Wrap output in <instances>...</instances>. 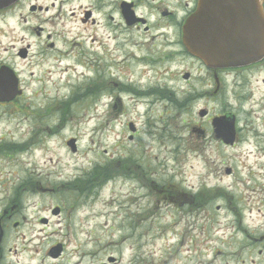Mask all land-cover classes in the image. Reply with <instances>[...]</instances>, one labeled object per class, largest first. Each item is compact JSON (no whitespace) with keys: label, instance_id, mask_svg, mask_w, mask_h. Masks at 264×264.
Segmentation results:
<instances>
[{"label":"rangeland","instance_id":"obj_1","mask_svg":"<svg viewBox=\"0 0 264 264\" xmlns=\"http://www.w3.org/2000/svg\"><path fill=\"white\" fill-rule=\"evenodd\" d=\"M38 1L49 6L41 24L48 44L14 18L0 23L1 57L11 60L20 38L34 54L31 64L15 58L34 125L1 119V127L15 131L0 128V135L23 144L11 148L9 163L1 150L0 199L15 192L29 208L30 264H264L258 240L264 235V67L236 81L230 75L217 98H199L197 83L180 76L198 65L181 56L178 63L156 61L158 30L124 28L118 4L93 14L91 24L81 21L88 0ZM147 10L138 13L148 16ZM150 67L155 76L158 67L174 69L177 78L155 84ZM140 87L150 103L137 95ZM224 105L241 128L232 146L216 140L210 119L198 115L200 108L213 114ZM38 181L46 195L35 188ZM161 187L192 203L157 201ZM55 205L64 208L59 216L51 213ZM42 217L47 226L39 224ZM57 243L61 256L49 258L47 249Z\"/></svg>","mask_w":264,"mask_h":264},{"label":"flooded vegetation","instance_id":"obj_2","mask_svg":"<svg viewBox=\"0 0 264 264\" xmlns=\"http://www.w3.org/2000/svg\"><path fill=\"white\" fill-rule=\"evenodd\" d=\"M64 1L68 0H61L60 3H63ZM197 1L198 0H88L91 6L89 10H84L81 21L84 23L90 22L91 24H94L96 19L93 17V14L101 11L103 12V9L107 6L118 4L120 15L119 19L121 20L120 25L124 28H141L144 33H151L153 30H158V34L161 35L160 43L158 48L152 49L155 54H158V52L160 53V55L156 57V61L162 63V65L166 62L173 63L176 61V63H178V56H181L183 58L182 62L185 64L191 66L194 64L198 65L195 72L192 69L183 70L180 76L187 84L192 82L197 83L200 91V94L198 95L199 98L208 97L209 99H212L217 98V96L219 97L220 94H222L227 77L230 78V75H232L235 81L238 80L237 77L245 78V73L253 70H260L264 67V58L259 62L238 68L214 69L207 67L200 59L189 54L183 46L182 27L189 15L195 11ZM122 7L127 8V10L132 13L134 19H137L136 22L131 25L126 22L122 13ZM140 7H150L152 11H146L148 16L139 14L138 9ZM48 10L49 6L38 0H0V23L7 22V19L14 18L22 26V31H28L30 34L34 32L37 38L41 39L44 37L45 42L48 44L50 34L44 33V28L41 26V24L46 20L44 15L48 12ZM153 12L156 13V16L151 17L150 14ZM178 12L181 14L178 15ZM110 18L111 20L113 19L112 16H110ZM34 21L37 23L36 25H33ZM151 35L154 37L153 34ZM41 43L42 41L38 43L39 47L37 54H41L42 52L43 47H41ZM176 45L178 46L177 48L175 47ZM50 46L53 47V44H50ZM13 48L14 52L12 53L11 60L1 57L2 52L0 50V76L1 69L9 67L13 70L16 78V87L12 90L15 91L16 94L7 99H0V128L15 131V127L13 125L1 127V119L7 121V124L12 123L11 119L17 120L14 123L15 126H22L24 123L29 125L28 127L34 125V123H32L33 120L30 106V96L28 95L29 92L26 91L27 88L23 85V81L20 78L19 70L16 67L21 66L17 65L19 63L16 62L15 58L24 60L31 64V59L34 54L32 53L33 50L31 44L28 42L25 43L22 38H20V45L15 44ZM3 49H5V47ZM138 60L147 61L148 58L141 57L138 58ZM148 70H151V73L153 74L149 81H154L155 84L162 83L169 85L177 78L176 70L174 71V69H172L170 71L169 67H158V76H155L156 72L153 73V67H150ZM127 85L128 84H126V86ZM125 87L123 86L122 89H126ZM149 110L150 108L146 109L145 112H148ZM206 112V117L208 119H212L214 116L223 115L224 113L233 111L229 106L224 105L217 113L210 114L207 109ZM2 115H6L7 117H3ZM236 115L237 114H235V116ZM238 120L239 119L236 116V142L239 140V134L241 131V128L238 125ZM136 133L138 134V129L134 131V135ZM15 145L16 147H23L22 143L17 144L6 135H0V153L3 148V152L7 154L5 155L6 157L2 156L6 159V163H9L8 157L10 152L14 149L11 148ZM2 157L0 156V162ZM126 168H128V166H126ZM4 176L5 175L1 176L2 179H4ZM5 178L8 179V177ZM155 187L157 186L155 185ZM35 188L40 190V195H46L47 191L40 185V181L35 184ZM53 191L54 190L52 189L51 192ZM157 192L159 194L157 201H167L169 204H174L179 207L184 205V202L180 200L183 198L187 200L188 204L192 203V199L183 196L180 192L175 191L173 188L166 189L161 187L157 188ZM14 194L7 202L4 201L5 198L2 200L0 199V264H30L29 259L32 256L29 255L26 236L28 232H31L32 215L27 213L29 208H26L27 206L24 199H18L14 196ZM57 207L58 212L53 215L59 216L63 212L64 208L61 205H58ZM48 223V218L42 217L39 219V224L42 226H47ZM42 230L43 229H40V231ZM258 240L259 242H264V235H261ZM50 248H52V246L47 249V256L49 258L54 259L61 256L63 246L61 248V253L58 256L50 255Z\"/></svg>","mask_w":264,"mask_h":264},{"label":"water","instance_id":"obj_3","mask_svg":"<svg viewBox=\"0 0 264 264\" xmlns=\"http://www.w3.org/2000/svg\"><path fill=\"white\" fill-rule=\"evenodd\" d=\"M262 3L264 0H198L196 11L182 28L185 48L212 68L238 67L259 61L264 56ZM12 88L10 77L0 78V98L10 96ZM204 113L201 111L200 115ZM212 126L217 138L224 143L233 142V115L215 117ZM68 144L74 150L73 140ZM59 253L60 245L50 250L52 256ZM108 261L114 258L109 257Z\"/></svg>","mask_w":264,"mask_h":264},{"label":"bare ground","instance_id":"obj_4","mask_svg":"<svg viewBox=\"0 0 264 264\" xmlns=\"http://www.w3.org/2000/svg\"><path fill=\"white\" fill-rule=\"evenodd\" d=\"M128 93H129V91H126V94H128ZM103 95H105V94H103ZM137 95H140V96H142L144 98L148 97L147 100L145 99V101L143 102L144 104L149 102V95H148V91L146 89L140 87L138 89ZM132 97L133 96H129L128 99H131ZM137 102H138V99H137Z\"/></svg>","mask_w":264,"mask_h":264},{"label":"trees","instance_id":"obj_5","mask_svg":"<svg viewBox=\"0 0 264 264\" xmlns=\"http://www.w3.org/2000/svg\"><path fill=\"white\" fill-rule=\"evenodd\" d=\"M183 100H184V102L187 101L186 98H183ZM169 102H171V103H173V104H177V103H178V105H180V104H184V103H180L178 100L173 99V98H170V99H169Z\"/></svg>","mask_w":264,"mask_h":264}]
</instances>
